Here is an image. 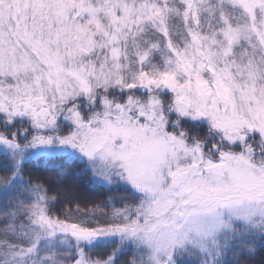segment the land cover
I'll use <instances>...</instances> for the list:
<instances>
[{
	"label": "rangeland",
	"instance_id": "374dc122",
	"mask_svg": "<svg viewBox=\"0 0 264 264\" xmlns=\"http://www.w3.org/2000/svg\"><path fill=\"white\" fill-rule=\"evenodd\" d=\"M172 1L0 0V114L34 132L27 142L0 134V152L21 162L75 148L98 180H124L144 200L129 226L89 227L70 212L48 215L34 186L11 192L0 203L15 235L0 240V264H77L87 260L86 244L115 237L145 244L155 264H173L184 246L208 252L233 219H264V0H179L186 19L190 7L214 23L204 18L201 34L188 28L174 44L166 23L180 9ZM150 24L167 40L158 61L139 70L126 40ZM139 55L144 63L147 54ZM115 85L173 91L174 110L208 124L222 147L253 140L211 163L203 153L213 148L167 133L153 99H106L89 126L74 112L60 119L70 99L90 103L98 88ZM207 264H216L212 255Z\"/></svg>",
	"mask_w": 264,
	"mask_h": 264
},
{
	"label": "trees",
	"instance_id": "16d2710c",
	"mask_svg": "<svg viewBox=\"0 0 264 264\" xmlns=\"http://www.w3.org/2000/svg\"><path fill=\"white\" fill-rule=\"evenodd\" d=\"M171 3L180 9V13H173L166 23L167 32H165L173 44L178 41V35L181 37L185 30L188 32V28L201 34V31L207 28L204 18H207L208 25L214 23L212 13L199 14L189 7L186 19L183 14V3L179 0H173ZM163 40L167 39L150 24L135 37L130 36L126 40L125 56H129L132 67L139 70L148 68L149 62H157L158 55L163 52L160 48ZM156 42L158 43L154 45ZM141 53L147 54L143 59L144 63L140 62ZM91 99L90 103L83 96L70 99L63 106L60 119L65 114L74 112L85 125L89 126L91 110L100 113L106 99L120 105L132 99L143 101L153 99L159 102V110L167 133L183 136L187 144L189 141H198L205 143L206 147L213 148L211 152L203 153L211 163L216 161L219 163L220 159L227 158L226 155L235 154L242 147H250V142L253 140L249 137L243 144L235 142L232 147H227L226 142L223 141L225 143H222V147L218 134L211 130L208 124L192 120L174 110L173 91L170 90L119 88L115 85L109 89L98 88ZM6 119L0 114V134L9 140H18L17 142H20L21 136H25L26 142L31 140L34 132L28 121L25 120V123L20 124L17 119L13 122H8ZM57 123L61 127L60 124L64 122L58 120ZM22 131L23 135H21ZM197 149L200 150L199 146ZM219 150L223 153L219 154L221 153ZM17 158L15 156L8 159L0 152V199L10 195L11 192L17 190L21 192L23 187L34 186L45 193L41 203L47 208L48 215L61 217L64 212H70L79 222L89 227L111 224L129 226L143 209L144 200L141 193L135 192L124 180L110 182L98 180L88 160L79 155L75 148L60 152L33 153L22 158L21 162L20 157L19 162ZM5 203L8 206L7 202ZM5 203L2 207L0 203V240H11L15 232L5 228L9 220L8 215H2ZM22 218L18 215L14 224L17 225ZM217 236L208 252L187 245L172 256V263L207 264L212 255L216 264H264V219L261 215L241 221L233 219ZM217 249L219 252H216ZM83 254L87 260H77L75 261L77 264H155L145 244L141 245L139 241H122L117 237L86 244ZM30 259L31 257L22 264H67L68 260V258H60L56 261L55 258H51L36 263Z\"/></svg>",
	"mask_w": 264,
	"mask_h": 264
}]
</instances>
